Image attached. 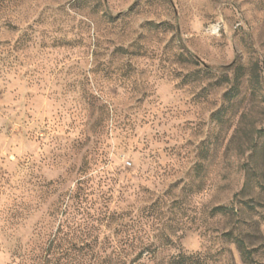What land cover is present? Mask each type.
Returning a JSON list of instances; mask_svg holds the SVG:
<instances>
[{
	"label": "rangeland",
	"instance_id": "rangeland-1",
	"mask_svg": "<svg viewBox=\"0 0 264 264\" xmlns=\"http://www.w3.org/2000/svg\"><path fill=\"white\" fill-rule=\"evenodd\" d=\"M261 129L264 0H0V264H264Z\"/></svg>",
	"mask_w": 264,
	"mask_h": 264
},
{
	"label": "trees",
	"instance_id": "trees-1",
	"mask_svg": "<svg viewBox=\"0 0 264 264\" xmlns=\"http://www.w3.org/2000/svg\"><path fill=\"white\" fill-rule=\"evenodd\" d=\"M245 75V67L242 64H237L234 66L233 74L230 76L229 74H224L223 75V80L226 83H232L230 89L224 93V98L228 101H231L235 99L239 94H240V84L242 81V78ZM257 77V75H255ZM260 134L264 133V129L259 130ZM215 211L218 212H226L229 210L228 207L226 206H217ZM239 245V247L243 250L244 255L246 256V252L244 251V246L243 243L239 240L236 241ZM132 250L137 251L136 256H134L130 264H140V259H143V254L147 252L146 258L147 260H152V245L153 242H132ZM145 259V257H144ZM185 257L181 256L177 261H174L172 264H178V263H183Z\"/></svg>",
	"mask_w": 264,
	"mask_h": 264
},
{
	"label": "bare ground",
	"instance_id": "bare-ground-1",
	"mask_svg": "<svg viewBox=\"0 0 264 264\" xmlns=\"http://www.w3.org/2000/svg\"><path fill=\"white\" fill-rule=\"evenodd\" d=\"M212 30L216 31L217 30V27L216 26L212 27Z\"/></svg>",
	"mask_w": 264,
	"mask_h": 264
}]
</instances>
